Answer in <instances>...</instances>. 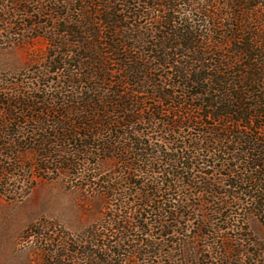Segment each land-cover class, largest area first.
Listing matches in <instances>:
<instances>
[{
  "label": "trees",
  "instance_id": "1",
  "mask_svg": "<svg viewBox=\"0 0 264 264\" xmlns=\"http://www.w3.org/2000/svg\"><path fill=\"white\" fill-rule=\"evenodd\" d=\"M1 31L43 38L31 77L55 78L52 90L0 83L1 194L64 176L107 203L77 234L29 227L40 264H122L143 246L151 256L150 228L187 219L181 209L203 213L199 240L229 209L264 227V0H0ZM249 264H264L250 227Z\"/></svg>",
  "mask_w": 264,
  "mask_h": 264
},
{
  "label": "rangeland",
  "instance_id": "2",
  "mask_svg": "<svg viewBox=\"0 0 264 264\" xmlns=\"http://www.w3.org/2000/svg\"><path fill=\"white\" fill-rule=\"evenodd\" d=\"M206 1L200 0V3L205 4ZM148 26L146 22L142 27ZM208 26L203 23L202 30ZM246 26L249 28V25ZM221 32L223 31L219 29L218 33ZM6 36L0 32V83L6 82L9 91L15 90L12 85L15 82H20V88L26 90H41L43 87L51 89L46 82L55 78L36 81L37 79L31 77V72L43 65L48 43L43 38L26 37L19 42L11 38L9 42ZM50 89L49 91L52 90ZM146 102L165 110L156 99L146 98ZM178 132L185 135L187 129L181 128ZM100 168L101 171H112L115 170V165L112 162H105ZM31 174L35 179L34 172ZM78 190L75 184L68 185L64 176H61L55 180L37 181L33 190L20 199H10L0 192V264L41 263L42 242L33 238L25 239L23 236L31 226L37 230L47 225L56 232L77 234L101 219L107 212L105 199L99 195L85 196ZM188 202L191 205H199V201L195 199ZM180 212L187 219H180L178 224L169 220L166 225L171 228H160L157 225L150 228L149 238L152 239L151 243L155 244L149 250L151 256L143 255L148 252L144 246L140 247V254L132 253V256H128L129 249H126L119 258L125 259L122 264H225L224 261L221 262L223 260L221 256L225 253L229 257L228 264H249V227L255 240L264 243V227L255 219L249 221V215L239 214L235 209L225 210L221 217L211 218L210 225L214 231L210 232L206 240L195 237L197 227L202 225L200 218L203 213L184 209ZM243 218L246 220L245 225L241 223ZM147 221L153 224L152 218L148 217ZM137 224L144 226L143 222ZM241 227L245 231L240 230ZM209 230L203 228V232ZM162 232L168 235L163 238ZM142 236H133L132 245H136V240L145 241ZM227 245L234 246L235 249L231 251ZM119 259L113 258L111 261L117 262Z\"/></svg>",
  "mask_w": 264,
  "mask_h": 264
}]
</instances>
